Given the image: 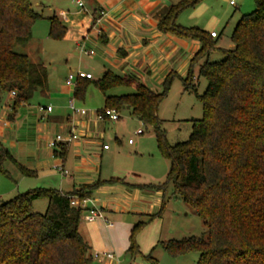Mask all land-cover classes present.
Instances as JSON below:
<instances>
[{
    "label": "trees",
    "instance_id": "trees-1",
    "mask_svg": "<svg viewBox=\"0 0 264 264\" xmlns=\"http://www.w3.org/2000/svg\"><path fill=\"white\" fill-rule=\"evenodd\" d=\"M201 1L181 0L158 23L163 33L200 43L185 78L170 73L162 90L156 93L130 76L107 70L97 80L78 78L74 96L85 100L93 84L105 96L103 110L119 114L127 110L154 128L159 148L170 161V171L166 183L147 187L162 190L171 183L175 195L202 218L208 229L206 238L162 242L169 254L199 252L198 264H264V0H253L255 9L242 15L229 49L218 48L207 31L178 23L182 11ZM42 18L33 0H0V98L3 93L16 92L13 113L28 104L38 90L48 87L47 68L32 62L27 54L16 52L32 41L33 27ZM49 22V37L62 40L66 28L57 17L49 18ZM216 49L224 58L212 62L209 56ZM176 76L184 92L198 94L199 77L205 78L208 86L198 95L203 117L193 121L189 139L170 145L158 112ZM118 87L134 91L109 94ZM65 148L61 149V157ZM7 163L25 177L36 175L0 141V173L10 177ZM124 183L123 179L113 178L71 193L42 186L1 201L0 264H90L91 247L80 232L87 210L73 206L71 199L76 197L82 202L102 184ZM41 198L48 201L45 213L33 209V203ZM157 216H151L149 221ZM146 224L138 222L132 230L128 253L133 257L142 255L137 236ZM143 257L157 264L152 253Z\"/></svg>",
    "mask_w": 264,
    "mask_h": 264
},
{
    "label": "crops",
    "instance_id": "crops-1",
    "mask_svg": "<svg viewBox=\"0 0 264 264\" xmlns=\"http://www.w3.org/2000/svg\"><path fill=\"white\" fill-rule=\"evenodd\" d=\"M82 1L84 9L75 0H33L34 8L43 15L40 20L46 21L47 30L50 28L51 17H57L66 28L62 40H53L60 54L69 56L71 52L74 56H81L84 52H93L91 55L99 56L101 77L105 71L110 70L121 76H130L156 93L160 92L157 86L170 73L175 72L183 78L187 76L190 61L200 49L199 41L179 38L158 29L159 21L168 14L172 5L181 0ZM229 4L237 9V0L234 5L229 0ZM35 29L36 24L33 35ZM212 32L216 31L208 33ZM220 36L217 33V37L212 39L217 41ZM50 39L48 31L46 40ZM218 44L219 41L217 47ZM90 47L96 49V53L92 49L86 50ZM82 71L93 75L90 70ZM75 72L73 69L71 73ZM67 79L59 90L51 91L47 87L43 93L47 97L46 103L32 106L29 102L21 105L15 113L10 105L13 97L8 94L10 103L7 100L5 108H0V141L19 163L36 172L34 177H25L13 165L17 171L15 177L21 184L27 183L30 188L36 185L28 179H34L38 184L43 181L44 185L40 187L57 186L66 193L80 191L83 186L100 181L123 179L124 184H102L92 191L87 198L89 202L80 224V232L91 247L90 264H139L136 258L140 255L133 257L128 253L132 230L138 222H147L137 236V244L141 256H146L150 248L149 254L153 253L156 248L154 244L158 242L153 234L146 240V251L145 247L141 248L145 242V229L151 224L149 218L162 205L161 193L147 187L157 184L142 180L134 169L117 170L110 166V161L116 159V150H111L110 146L101 144V141H110L112 121H100L96 115L89 117L88 111L86 115L72 111L71 100H74L75 106L78 104L77 108L82 107V103L76 102L74 96L77 79L74 86L68 85ZM48 106L52 107L51 112L46 111ZM120 119L121 113L119 120L115 121L117 129L126 124L125 121L120 122ZM71 132H75L78 138L66 146L64 157H61V150L50 148L49 142L59 134L68 136ZM58 165H64L70 175L60 178L56 169ZM9 172L10 176L14 174ZM2 176L0 173V181ZM3 195L4 191L0 189V202ZM95 208L101 210L104 219L86 221L85 215ZM105 252L113 253L116 257H94L95 253Z\"/></svg>",
    "mask_w": 264,
    "mask_h": 264
},
{
    "label": "rangeland",
    "instance_id": "rangeland-1",
    "mask_svg": "<svg viewBox=\"0 0 264 264\" xmlns=\"http://www.w3.org/2000/svg\"><path fill=\"white\" fill-rule=\"evenodd\" d=\"M254 9L253 0H237V9L230 6L229 0H202L196 7L182 11L177 21L186 27L196 26L208 32L216 31L221 35L220 39L216 41L217 43L219 41L218 47L229 49L233 45L232 34L238 21L244 13L252 12ZM48 31L46 21H37L31 43L27 47H18L16 52L29 55L32 62L41 63L47 68L48 88L51 91L59 90L73 69L77 72L90 70L95 79L101 77L100 71L102 70L98 65V55L84 52L81 56H74L69 52V56H64L58 52L56 41L46 40ZM90 49L96 53V49L91 47L86 50L89 51ZM223 58L224 55L219 49L214 50L209 56V60L212 62L220 61ZM196 83L198 94L193 91L184 92L182 81L179 77H174L168 95L159 108L158 115L162 120V128L170 145L187 141L193 130V121L203 117V107L198 95L206 90L208 82L205 78L199 77ZM157 88L161 91L162 84ZM133 91L131 88L118 87L109 91V94L122 95ZM44 92L46 89L38 90L30 104L34 106L36 103H46L47 97H44ZM103 95L95 85L91 84L88 87L85 100L76 99V102L82 103V107L78 108L87 110L89 117L95 116L97 112L105 108ZM7 100L10 103L8 94H1L0 108H5L8 104ZM128 112L125 110L121 113L120 122L125 121L126 124H122L120 127L118 125L119 128L117 129V122H110V141H101V144L106 143L111 147V150H116V159L110 161L112 162L110 166L117 170L134 169L142 180L149 183L157 185L166 183L170 171V161L159 148L154 128L130 117ZM139 129L143 130V135H135ZM130 139L134 140L133 145L129 144ZM6 167L14 174L12 173L13 175L10 177L2 176L0 181V189L4 191V195L1 196L2 201H9L30 189L44 185L43 181L38 184L34 179H28L29 182L36 185L31 186V188L27 183L21 184L15 177L17 174L15 167L11 163H7ZM60 178L64 177L60 174ZM159 191L163 202L154 214L159 216L151 220V224L145 229L143 235L145 242L141 250L145 247L146 251L148 243L146 240L153 234L158 241L154 244L156 248L152 253L157 264H198L199 252L191 251L183 255L173 256L162 247L161 243L170 240L181 241L190 237L206 238L208 229L204 221L188 204L175 195L171 183L166 184L165 188ZM47 205V199L41 198L35 201L33 209L35 212L45 213ZM150 251L151 248L145 254L148 255ZM136 262L154 264L152 260L141 255L137 256Z\"/></svg>",
    "mask_w": 264,
    "mask_h": 264
},
{
    "label": "built area",
    "instance_id": "built-area-1",
    "mask_svg": "<svg viewBox=\"0 0 264 264\" xmlns=\"http://www.w3.org/2000/svg\"><path fill=\"white\" fill-rule=\"evenodd\" d=\"M75 2L78 4V6L80 8H85V4L82 0H75ZM231 5L235 4V0H230ZM102 15H104V13L102 12ZM212 37H217V33L216 32H212L211 33ZM91 54H93V52H91ZM78 78H93L92 74L83 72V71H78L75 73H71L68 76L67 79V84L74 86V82L76 79ZM12 97L16 96V92H12L11 93ZM70 108L72 111L74 112H79L82 115H86L87 114V110L85 109H79L74 105V100H71L70 102ZM44 110V109H42ZM47 112H51L52 111V107L48 106L46 108ZM120 118V114L118 112H116L115 110H111V109H105L101 112H97L96 113V119L100 120V121H118ZM138 135L143 133V130H138L136 132ZM78 138V135L75 132H71L68 136H64V135H57L55 138H53L50 142H49V147L56 149V150H61L62 148H64V146L66 147L70 142L76 140ZM129 144H134V140L130 139L129 140ZM105 149L108 148L107 145L104 146ZM56 169L58 170V172L61 174L62 177H67L70 175V171L68 169H66V167L64 165H58L56 167ZM72 205L73 206H81L82 208H85L87 210V203L89 202L88 199H85L84 201L80 202L76 197L72 198ZM104 219V216L102 215L101 210L99 209H94L92 210L90 213L85 215V220L88 222H93L96 219ZM106 220V219H105ZM95 258H99V257H105L108 259H114L116 256L113 253H95L94 254Z\"/></svg>",
    "mask_w": 264,
    "mask_h": 264
}]
</instances>
